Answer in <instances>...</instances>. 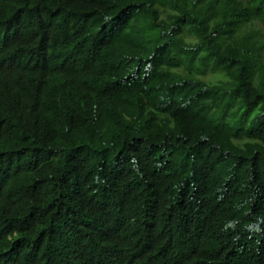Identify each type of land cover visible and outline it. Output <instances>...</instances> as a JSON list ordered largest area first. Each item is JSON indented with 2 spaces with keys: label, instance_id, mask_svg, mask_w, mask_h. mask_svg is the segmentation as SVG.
<instances>
[{
  "label": "trees",
  "instance_id": "1",
  "mask_svg": "<svg viewBox=\"0 0 264 264\" xmlns=\"http://www.w3.org/2000/svg\"><path fill=\"white\" fill-rule=\"evenodd\" d=\"M0 264H264V0H0Z\"/></svg>",
  "mask_w": 264,
  "mask_h": 264
}]
</instances>
